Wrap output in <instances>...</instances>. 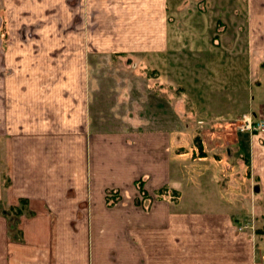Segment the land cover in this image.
<instances>
[{
	"label": "crops",
	"instance_id": "obj_1",
	"mask_svg": "<svg viewBox=\"0 0 264 264\" xmlns=\"http://www.w3.org/2000/svg\"><path fill=\"white\" fill-rule=\"evenodd\" d=\"M251 1L246 43L264 60ZM69 2L0 0V264L264 263V130L210 126L194 144L177 121L117 115L128 86L103 110L110 90L82 67L99 49L166 50L169 0H88L91 32Z\"/></svg>",
	"mask_w": 264,
	"mask_h": 264
},
{
	"label": "rangeland",
	"instance_id": "obj_2",
	"mask_svg": "<svg viewBox=\"0 0 264 264\" xmlns=\"http://www.w3.org/2000/svg\"><path fill=\"white\" fill-rule=\"evenodd\" d=\"M87 1L70 0L68 6L70 20L77 21L82 32L94 30L87 26ZM250 1L169 0V40L162 53L99 49L92 58L89 54L82 67L89 69L92 93L97 84L110 90L108 97L99 92L102 109L107 101H118L121 93L113 92L114 86L124 85L129 88L125 100L119 99L117 115L129 110L138 115L140 110L148 126L177 121L179 130L197 145L200 140L194 138L210 126L239 131L238 123L253 116L252 105L260 99L257 87L264 86V60L246 43ZM84 50L91 51L89 43Z\"/></svg>",
	"mask_w": 264,
	"mask_h": 264
},
{
	"label": "built area",
	"instance_id": "obj_3",
	"mask_svg": "<svg viewBox=\"0 0 264 264\" xmlns=\"http://www.w3.org/2000/svg\"><path fill=\"white\" fill-rule=\"evenodd\" d=\"M237 128L241 132H254L264 130V117L260 114L256 119L251 115H246L240 123H238ZM248 225H244L247 227ZM257 264H264V263H257Z\"/></svg>",
	"mask_w": 264,
	"mask_h": 264
}]
</instances>
